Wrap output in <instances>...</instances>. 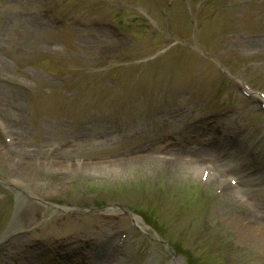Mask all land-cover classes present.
<instances>
[{
	"label": "rangeland",
	"instance_id": "374dc122",
	"mask_svg": "<svg viewBox=\"0 0 264 264\" xmlns=\"http://www.w3.org/2000/svg\"><path fill=\"white\" fill-rule=\"evenodd\" d=\"M172 1L0 0V238L24 193L12 252H62L28 263L264 264L263 111L242 92H264V0ZM203 107L222 118L185 129ZM227 139L258 175L202 178Z\"/></svg>",
	"mask_w": 264,
	"mask_h": 264
},
{
	"label": "bare ground",
	"instance_id": "6f19581e",
	"mask_svg": "<svg viewBox=\"0 0 264 264\" xmlns=\"http://www.w3.org/2000/svg\"><path fill=\"white\" fill-rule=\"evenodd\" d=\"M210 155V154H209ZM208 156V155H207ZM202 158V155H198V156H195V160L196 159H201ZM222 161H224V163L225 164H223L222 166L220 165V167H224L225 165L226 166H230V167H233L232 166V164L231 165H228L227 163H226V161L225 160H222ZM229 161H230V159H229ZM232 162V161H231ZM229 170V168L228 169H225L224 171H222L221 173H224V172H226V171H228ZM248 178H250V176H245L243 179L245 180V179H248ZM17 196H18V200H20V202L19 201H17V204L19 205V208H20V206H21V199L22 198H24V197H26V196H24V193H18L17 194ZM20 219H21V216H20V214H19V211H16L15 212V215L13 216V218H12V221H11V224H9L8 226H9V229L8 230H6V233H8V231H10V230H13L11 233H13L14 231H17L18 230V228H20V224L22 223V221H20ZM5 237H2V238H0V240H2V239H4ZM33 250H31L30 252H32ZM73 253H75V251H70V252H68V254H67V259H68V264H74V263H77V260H76V258H75V256L73 255ZM101 254V251H98L97 253H96V255H100ZM109 264V263H108Z\"/></svg>",
	"mask_w": 264,
	"mask_h": 264
}]
</instances>
